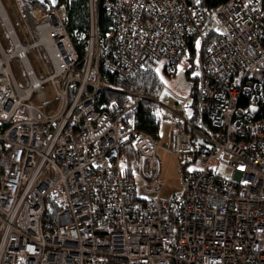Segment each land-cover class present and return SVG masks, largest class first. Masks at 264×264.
<instances>
[{
  "label": "built area",
  "instance_id": "obj_1",
  "mask_svg": "<svg viewBox=\"0 0 264 264\" xmlns=\"http://www.w3.org/2000/svg\"><path fill=\"white\" fill-rule=\"evenodd\" d=\"M89 1L80 57L66 4L0 0L13 45L8 53L0 42V264H264V0L211 10L209 23L214 16L223 29L212 41L200 0H103L104 37L101 0ZM191 44L197 103L189 116L176 112L166 147L182 160L185 188L170 202L140 198L138 179L161 183L159 135L123 129L124 114L151 100L131 79L148 59L175 75ZM35 50L51 64L45 78L29 59ZM103 91L130 101L98 107ZM128 146L138 163L124 174ZM214 162L234 176L217 174ZM60 185L65 203L47 219V197Z\"/></svg>",
  "mask_w": 264,
  "mask_h": 264
},
{
  "label": "rangeland",
  "instance_id": "obj_2",
  "mask_svg": "<svg viewBox=\"0 0 264 264\" xmlns=\"http://www.w3.org/2000/svg\"><path fill=\"white\" fill-rule=\"evenodd\" d=\"M10 15L14 21L17 20L13 13L12 8L8 4ZM209 29L214 28L218 31H223L220 27L217 19L213 16L212 22L209 23ZM0 42L5 48V50L10 53L13 49L11 38L9 37L7 30L0 18ZM29 59L33 65L36 73L40 78H45L50 73H52V67L47 58L42 55V52L38 50L31 51L29 54ZM166 61L159 62L157 71L164 81L165 89L159 99V115L161 117L162 123L159 130V137L156 139L158 145L157 156L160 161V175L159 181L161 183H156L155 186H150L149 188L143 185V182L138 179V195L140 198L153 199L159 198L164 202H169L175 197L182 194L185 188V180L183 176V171L181 170L182 161L181 158L171 154L166 147L172 144V131L177 128L178 123L181 118L177 113H183L185 116L190 115V103H191V88L193 81L187 75V71L184 70L185 67L189 66V62L185 59L178 67L177 72L174 76H169L165 69ZM193 65V64H191ZM13 69L16 73L19 83L26 87L28 85V77L26 76V71L23 64L15 60L12 63ZM192 68H190V75L196 81V76L192 73ZM120 86V85H117ZM44 89L47 92L49 98H52L51 83L47 82L44 84ZM123 98L126 101L123 103L114 101L116 105H122L129 102L130 99L122 94L114 93ZM113 103V102H111ZM110 105V104H109ZM256 108L255 106L253 107ZM194 109V108H193ZM138 159L133 169L136 168ZM214 167L217 170V174L223 176L224 178L231 179L234 176V167L229 165H219L214 162ZM126 162H123V168H125ZM159 185V187H157ZM56 194H61L65 198V192L62 185L57 187Z\"/></svg>",
  "mask_w": 264,
  "mask_h": 264
},
{
  "label": "trees",
  "instance_id": "obj_3",
  "mask_svg": "<svg viewBox=\"0 0 264 264\" xmlns=\"http://www.w3.org/2000/svg\"><path fill=\"white\" fill-rule=\"evenodd\" d=\"M226 1L227 0H200V3H198V7L206 10L211 9L213 11L215 8L225 3ZM59 2L67 5L68 31L80 57H84L87 49L89 30H90V7H89L90 1L89 0H59ZM103 2L104 1L101 0L99 6V12H98L99 28L102 37L105 36L110 26V22L106 16L107 13H106V9L104 8ZM222 32L223 31L220 32L216 29L217 35H211L212 38L211 41L220 37V35L218 34H221ZM196 51L197 50L194 44H191L185 57V59H187L189 62V66H188L189 69L186 73L193 81V85L191 88V103H190V106L192 108L196 107L198 87H197V80L195 81L191 77L189 70L190 68L192 69L194 68L195 65L194 59H195ZM158 65H159V61L148 59L144 62L142 67L139 69V71L132 77L131 85L133 89L146 94L151 98V100L143 102L139 106V108L136 109L135 111L124 114V116L121 119L123 129L131 128L151 135H155V136L159 135V130L161 127L162 120L159 115L160 105H158L156 101H159L165 89V84L157 71ZM164 70L169 76L171 77L174 76L172 75L171 67L169 63L166 62ZM110 81L114 85H120V86L124 85L123 83L116 81L112 77H110ZM114 101L123 103L126 101V98H123L109 91L100 92V94L98 95V107H103L104 109H112ZM178 126H180V124H178ZM123 154L126 157V161H125L126 166H124L125 167L124 174H131L133 169L132 167H134L138 159L137 155L131 146H128L127 148L123 149ZM56 192H57V188L53 192H51V194L47 197L46 200L47 219H52L53 217H55V215L58 213V211L63 207L65 203L64 196L61 194L58 195L56 194Z\"/></svg>",
  "mask_w": 264,
  "mask_h": 264
},
{
  "label": "water",
  "instance_id": "obj_4",
  "mask_svg": "<svg viewBox=\"0 0 264 264\" xmlns=\"http://www.w3.org/2000/svg\"><path fill=\"white\" fill-rule=\"evenodd\" d=\"M211 11V9H208V12H210ZM210 13H208V17H207V22H206V25H208L209 24V21H210Z\"/></svg>",
  "mask_w": 264,
  "mask_h": 264
},
{
  "label": "clouds",
  "instance_id": "obj_5",
  "mask_svg": "<svg viewBox=\"0 0 264 264\" xmlns=\"http://www.w3.org/2000/svg\"><path fill=\"white\" fill-rule=\"evenodd\" d=\"M178 124H180V122L178 123ZM178 126V125H177ZM159 137V136H158Z\"/></svg>",
  "mask_w": 264,
  "mask_h": 264
}]
</instances>
